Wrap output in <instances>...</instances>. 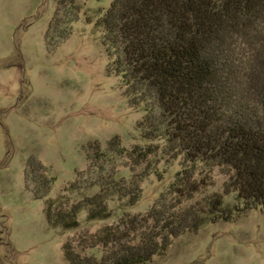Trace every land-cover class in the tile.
<instances>
[{"label":"trees","instance_id":"16d2710c","mask_svg":"<svg viewBox=\"0 0 264 264\" xmlns=\"http://www.w3.org/2000/svg\"><path fill=\"white\" fill-rule=\"evenodd\" d=\"M59 2L65 18L56 8L48 28L63 39L67 29L59 23L74 20L78 8L73 0ZM95 23L111 58L105 71L143 111L136 127L149 142L126 148L113 136L104 149L96 144L87 170L95 173L96 191L68 211L45 199L47 223L67 229L81 209L93 219L108 216L109 201L133 205L142 179L159 175L149 158L181 161L146 211H122L89 236L82 246L99 245V257L64 243L65 264L144 263L164 253L172 237L264 206V0H110ZM120 158L126 177L116 169ZM198 165L218 167L226 178L221 192L186 204L208 181L197 176ZM26 170L33 197H44L51 180ZM229 195L232 205L224 201Z\"/></svg>","mask_w":264,"mask_h":264},{"label":"rangeland","instance_id":"374dc122","mask_svg":"<svg viewBox=\"0 0 264 264\" xmlns=\"http://www.w3.org/2000/svg\"><path fill=\"white\" fill-rule=\"evenodd\" d=\"M59 1L0 0V264H65L64 243L99 257V245L82 246L89 236L122 211H146L180 169L179 156L157 154L149 160L159 175L142 179L133 205L109 201L108 216L93 219L81 209L67 229L47 223L45 199L68 211L96 191L95 173L87 171L96 144L104 149L113 136L126 148L149 142L136 127L143 111L127 101L118 76L105 71L111 58L95 21L110 0H73L74 20L59 23L67 29L63 39L48 28L56 8L65 18ZM31 159L37 167L27 164ZM115 163L126 177L125 158ZM195 169L208 181L186 204L221 192L226 178L218 167ZM24 170L51 180L44 197H33ZM232 197L224 201L232 205ZM139 264H264V206L172 237L164 253Z\"/></svg>","mask_w":264,"mask_h":264}]
</instances>
